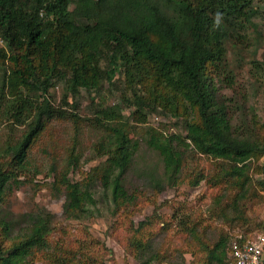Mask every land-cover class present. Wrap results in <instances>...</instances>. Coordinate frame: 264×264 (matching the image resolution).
Returning a JSON list of instances; mask_svg holds the SVG:
<instances>
[{
  "label": "trees",
  "instance_id": "16d2710c",
  "mask_svg": "<svg viewBox=\"0 0 264 264\" xmlns=\"http://www.w3.org/2000/svg\"><path fill=\"white\" fill-rule=\"evenodd\" d=\"M254 14L252 0H0L4 45L0 57L8 54L11 64L0 86V110L15 122L32 114L21 137L3 149L9 159L0 160V203L11 183L19 182L16 172L27 168V150L46 122L66 116L46 95L52 80H66L69 92L76 94L79 88H97L104 79L111 84L117 73L132 89L133 96L125 102L134 107L132 115H138L141 123L157 108L185 119L184 134L150 128L143 140L163 163L162 177L154 180V186L161 190L164 182H177L183 174L185 150L191 147L215 161V167L218 163V173L210 176L231 179L243 198L251 184L248 169L264 155V119L260 123L253 112L251 120L244 117L233 124L213 78L228 74L226 41L237 47L251 45L246 30L250 25L256 30ZM257 49L258 45L253 52ZM254 63L257 69L264 67V59ZM137 83L146 95L137 91ZM23 88L41 92L42 101L15 96ZM96 108V124L104 126L108 121L106 143L100 144L106 154L100 179L110 190L111 201L121 205L131 199L125 179L140 143L128 136L129 125L123 122L120 107ZM67 161L68 167H74L78 160L72 154ZM259 170L264 185V163ZM205 176L197 175L191 183ZM93 177L71 181L63 174L58 180L65 186L63 208L68 216L79 217L88 211L86 204L95 202L90 191ZM22 222L21 230L14 233L13 222L0 218V264H26L35 251L56 248L49 243L53 226L47 211L25 213ZM141 244L150 250L148 241ZM228 244L221 237L211 254L225 261ZM60 258L68 257L61 253Z\"/></svg>",
  "mask_w": 264,
  "mask_h": 264
},
{
  "label": "rangeland",
  "instance_id": "374dc122",
  "mask_svg": "<svg viewBox=\"0 0 264 264\" xmlns=\"http://www.w3.org/2000/svg\"><path fill=\"white\" fill-rule=\"evenodd\" d=\"M252 2L256 30L252 25L246 30L251 45L237 47L226 41L227 78L223 72L213 78L217 96L225 100L235 125L244 117L251 120L253 112L260 123L264 119V65L257 69L254 63L264 59V0ZM0 47H4L1 42ZM10 67L8 54L0 57V86ZM68 89L66 80H52L46 95L66 116L46 122L27 150V168L16 172L19 182L11 183L0 203V218L5 216L13 222L14 233L21 230L25 213L42 210L51 215L49 243L56 248L35 251L26 264H143L148 260L147 264H223L226 260L218 261L211 254L218 239L224 238L227 244L235 235L264 229V185L259 170L264 155L252 161L248 169L251 184L243 198H239L240 191L231 179L210 176L218 173V163L216 168L215 161L191 147L185 150L182 176L175 184L164 182L159 190L154 180L162 177L163 163L143 140L150 128L184 134L185 119L157 108L149 111L141 123L138 115H132L134 107L125 102L133 93L120 73L115 74L111 84L104 79L89 91L79 88L72 94ZM136 89L146 95L140 84ZM5 91L12 99L13 93L7 88ZM18 94L42 101L41 92L23 88L15 96ZM114 105L120 107L123 122L129 125L128 136L140 143L135 165L125 179L131 199L121 205L111 201L110 190L100 179V165L106 158L100 144L106 143L108 121L102 126L94 120L96 107ZM31 119L32 114H28L15 122L0 110L1 162L9 159L4 147L21 137ZM72 154L77 157V165L68 167ZM63 174L71 181L94 175L90 191L95 202L86 204L88 211L77 218L64 212L65 186L58 183ZM201 174L206 176L193 185L191 181ZM141 222L143 227H139ZM144 241L150 243L149 251L141 244ZM61 253L67 261L60 258Z\"/></svg>",
  "mask_w": 264,
  "mask_h": 264
},
{
  "label": "built area",
  "instance_id": "2783aa9c",
  "mask_svg": "<svg viewBox=\"0 0 264 264\" xmlns=\"http://www.w3.org/2000/svg\"><path fill=\"white\" fill-rule=\"evenodd\" d=\"M226 264H264V229L232 237Z\"/></svg>",
  "mask_w": 264,
  "mask_h": 264
}]
</instances>
